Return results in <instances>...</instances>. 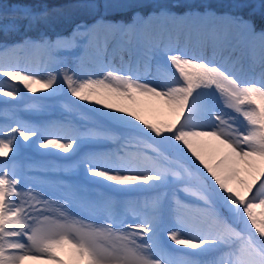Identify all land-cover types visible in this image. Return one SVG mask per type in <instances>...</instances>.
I'll use <instances>...</instances> for the list:
<instances>
[{"label": "snow or ice", "instance_id": "1", "mask_svg": "<svg viewBox=\"0 0 264 264\" xmlns=\"http://www.w3.org/2000/svg\"><path fill=\"white\" fill-rule=\"evenodd\" d=\"M58 18L73 27L52 38L43 29ZM0 37V77L33 94L66 89L135 133L115 151L84 155L86 175L102 178L93 183L151 193L117 201L64 185L58 194L29 175L39 165L18 161L25 145L67 154L112 140L111 128L76 129L67 120L0 125V264H264V0L0 4ZM77 49L75 67L64 66L63 54ZM245 55L258 56L260 80L241 79ZM29 59L43 73L22 66ZM0 95L23 99L7 81ZM141 97L160 101L173 118L152 122L119 103ZM78 211L100 222L87 223ZM208 253L219 255L193 258Z\"/></svg>", "mask_w": 264, "mask_h": 264}, {"label": "rangeland", "instance_id": "2", "mask_svg": "<svg viewBox=\"0 0 264 264\" xmlns=\"http://www.w3.org/2000/svg\"><path fill=\"white\" fill-rule=\"evenodd\" d=\"M61 18H58L57 21H60ZM68 25V24H67ZM72 23L70 29H68L69 32L72 30ZM49 36L52 38H55L57 34L59 35H69L67 34L68 31L63 30H57L55 27H50L46 30ZM63 31V32H62ZM65 32V33H64ZM20 35H11L8 37V42H14L15 40L20 39ZM28 35H31L33 37H36L38 35L37 32H31L28 33ZM2 38V37H0ZM68 63L64 66H67L68 68H74L75 67V57L80 55V50L77 49L72 53H67ZM258 57V56H257ZM22 66L24 64L22 63ZM90 67H95V65H89ZM33 71L41 72L43 73L44 67L38 66L36 62L31 63L30 67ZM16 83L18 87L21 88L23 92V99H14L12 97H5L3 95H0V104L4 103L6 104L5 107L0 106V112H3L4 114L0 116V122L1 124H13L14 119H20L25 115H34L35 113H39L42 115V117H39L37 121L39 123L44 122V117L46 115H60L62 118L70 119L71 121L78 120V117L81 120L82 125H88L95 126V127H105V128H111L112 129V135H115L116 132L123 135L125 138H129L130 136L135 135L134 132L130 129H126L122 126L115 125L114 122H111L107 119L106 116L102 115L101 112L106 111L102 108V106L95 105L94 103L86 102V101H79L75 98H72L66 91H61L57 93L54 96H46L43 94V92H37L35 94L28 93L26 89H23V86H21L18 82H12ZM147 97H141L139 99L138 104H131L129 101H120V105L122 106H131L135 108L137 111H139L140 115L148 119L152 122H165L171 120L172 114L166 113L164 111H159L157 108L151 107L149 103H147L146 100ZM153 102L157 105H161L162 103L158 100L152 99ZM38 105L39 110H36L29 105ZM75 105V107H72L71 112L68 111V108L66 106H72ZM31 110V112H28V110ZM96 109H100V112L96 111ZM2 118V119H1ZM21 144H25L21 140ZM82 146V145H81ZM118 146L117 148H119ZM52 149L49 148L47 150L45 149H39L37 147H28L25 145L21 149L20 156L18 157V161L27 164L29 161H41L44 157H48V162L51 161V155H48L47 153H50ZM113 151V150H112ZM6 158H0V161L5 160ZM34 174V175H33ZM30 176H34L39 180L46 181V184L50 186L51 190L54 192H59L62 190L64 185L69 186H79L84 189H87L91 193L95 194H104L107 196H111L110 192L107 193L108 190H102V188H108V186L114 187V185L111 182H105L102 183H93V181H102V178L97 177H89L86 175L84 169L79 166V162H73L70 167L68 168H61V169H55L50 167H41L39 170H32L29 172ZM114 190V189H113ZM115 195V200L122 199L124 196V193L117 192L116 190L113 191ZM144 194V193H141ZM151 193L146 192L145 199L149 197ZM180 195H183L182 193ZM142 196V195H141ZM55 198V197H53ZM123 200V199H122ZM78 218L84 220L87 223H99L100 218L94 217L89 215L87 212L78 211L77 212ZM164 240H167L166 235L164 236ZM169 245H171V242H168ZM172 247H176L175 245H171ZM209 254V253H208ZM196 259H202V260H212L213 257L207 256V257H193ZM25 264H49L48 261L41 260V261H26Z\"/></svg>", "mask_w": 264, "mask_h": 264}, {"label": "bare ground", "instance_id": "3", "mask_svg": "<svg viewBox=\"0 0 264 264\" xmlns=\"http://www.w3.org/2000/svg\"><path fill=\"white\" fill-rule=\"evenodd\" d=\"M70 34L71 32H67V34ZM115 44V41H110L109 43V49H108V53L106 55L111 56L112 53V49L113 46ZM191 50L193 51H197L198 49L195 46V42L193 41V44L190 46ZM237 54V53H236ZM34 57H38L39 54L38 53H34L31 54ZM127 54L125 53V56ZM223 56H227L228 52L225 51L223 54ZM235 55V54H234ZM233 55V57H234ZM32 62H36L35 59H29L26 61H22V63L24 64V66L26 67H31V63ZM37 63V62H36ZM38 66H42L44 67V65L42 63H37ZM114 65L119 67V60H115L114 61ZM243 71L241 73V79L242 80H260L261 76L259 75H254L248 72V69L245 67H242ZM245 69V70H244ZM257 74V73H256ZM0 81H7L8 83H12V81H8L7 78L4 77H0ZM19 83V82H18ZM22 86V85H21ZM38 87V86H37ZM1 100V99H0ZM147 103L150 104L151 107L157 108L159 111H164L166 113H171L169 111V109L167 108V106L161 104V105H157L153 102L152 98H146ZM35 117H38L37 115H35ZM70 121L72 126L76 129H84V128H89V127H93L90 126V124L88 125H82L81 124V120L78 117V120L76 121H71L68 118L64 119L61 118V116H57V117H52L51 119L47 118L45 119L43 124H40L38 122H33V120H30V118H26L25 121L31 123V124H35V125H46V124H57V123H62L64 121ZM127 140V138L123 137V135H121L120 133L116 132L115 135H113V139L112 140H106V141H97V142H87L82 144V146H80V148L78 149L77 152H70V153H63L62 151L58 150V149H52L50 151L51 153V161L48 162L47 159H43L39 162H42L43 164H37V165H42V166H50V167H54V168H68L71 166V164L73 162H79L85 154L87 153H92V152H109V151H115L117 149L118 146H121V144H123L125 141ZM106 182V181H105ZM114 185V184H113ZM118 186L114 185V187H109L108 188H102V190H108V192H110V195L113 199H115V195H114V190L116 189ZM120 193H124L123 196V200L122 199H117V201H137V200H144L145 199V192L142 191H128V192H121V191H117ZM144 193V194H141ZM142 195V196H141ZM177 248H181L183 251L185 252H189L191 250L185 248L184 246H176ZM219 255V253H209V254H205L202 257H213L214 259Z\"/></svg>", "mask_w": 264, "mask_h": 264}]
</instances>
